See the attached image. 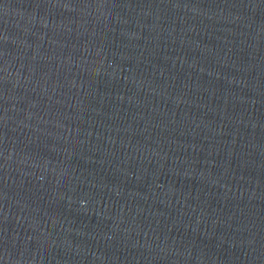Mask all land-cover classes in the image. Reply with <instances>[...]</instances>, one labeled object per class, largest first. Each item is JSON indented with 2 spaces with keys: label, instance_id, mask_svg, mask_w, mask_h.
Segmentation results:
<instances>
[{
  "label": "water",
  "instance_id": "water-1",
  "mask_svg": "<svg viewBox=\"0 0 264 264\" xmlns=\"http://www.w3.org/2000/svg\"><path fill=\"white\" fill-rule=\"evenodd\" d=\"M0 264H264V0H0Z\"/></svg>",
  "mask_w": 264,
  "mask_h": 264
}]
</instances>
